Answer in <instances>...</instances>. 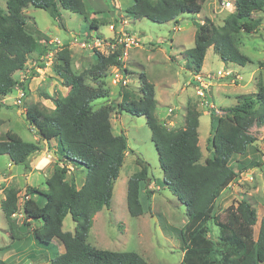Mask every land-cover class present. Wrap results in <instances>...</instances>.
Listing matches in <instances>:
<instances>
[{
  "label": "trees",
  "instance_id": "1",
  "mask_svg": "<svg viewBox=\"0 0 264 264\" xmlns=\"http://www.w3.org/2000/svg\"><path fill=\"white\" fill-rule=\"evenodd\" d=\"M202 2L134 0L125 13L134 20L178 24L184 14L201 13ZM29 7L47 11L55 21L61 20L62 11L82 16L88 13L84 0H7L6 10L0 7V101L20 84L15 75L26 69L30 57L47 54L53 48L49 46V37L42 43L29 30L24 13ZM233 7L234 12L221 27L209 20L203 24L195 22L194 47L185 52L186 68L192 74L201 72L210 48L225 63L242 67L250 63L240 51V35L259 30L263 17L257 14L264 13V0H234ZM110 26L119 32L117 24ZM90 32L86 40L88 45L91 46L95 39H104L99 34L97 19L90 23ZM91 52L96 63L80 74L73 72L68 50L63 48L58 52L55 60L60 63L54 67V72L68 88V93L53 100L46 95V99L53 101L52 110L38 104L26 107L31 121L27 123L39 129L34 130L39 137L37 142H26L10 131L4 140H0V156L7 155L11 163L24 166L26 171H30L29 157L44 148L41 140L48 148L56 142L53 147L57 162L47 180L48 191L40 192L30 187L26 191V196L36 193L45 201L39 203L29 198L21 207L24 227H30L32 221L41 223L33 229L39 242L58 241L63 245L64 252L50 264H150L136 252L100 250L88 243L95 216L112 204L115 184L128 153L127 137L113 132L111 114L115 110L119 114L126 112L145 118L159 155L163 183L187 208L188 221L181 231L183 258L180 264H264V214L259 220L256 208L245 199L230 208L224 220L216 214L217 200L238 179L230 167L232 158L247 155L258 140L256 135L264 128V86H260L257 93L237 97V104L220 117L214 108L210 109L212 157L202 163L198 131L201 112L197 107H186L182 127L168 128L157 117L155 87L147 82L144 73L140 76V94L135 95L124 88L122 102L111 107L105 78L109 68L114 66L128 73L119 59L122 51L116 49L107 56L95 48ZM42 66L43 63L40 68ZM34 77L36 72L31 70L30 77L21 83L27 97ZM88 81L94 85H89ZM100 99H106V103L96 106ZM210 99L209 96V102ZM137 162L143 168L128 179L126 195L129 213L134 218L144 213L140 189L150 180L145 163L140 159ZM71 168L86 171L85 183L80 189L74 177L67 180ZM19 193L17 188L6 186L1 202L5 219L13 231L16 226L13 216L20 210ZM68 215L75 224L73 232L63 230ZM211 226L217 228L214 237Z\"/></svg>",
  "mask_w": 264,
  "mask_h": 264
},
{
  "label": "rangeland",
  "instance_id": "2",
  "mask_svg": "<svg viewBox=\"0 0 264 264\" xmlns=\"http://www.w3.org/2000/svg\"><path fill=\"white\" fill-rule=\"evenodd\" d=\"M84 1L88 10L85 16L62 11L60 21L53 20L47 11L34 7L27 8L24 13L29 30L43 43L46 37H49L51 41H59L63 45L62 48L69 52L73 72L80 74L96 63L91 52L93 46L86 43L87 35L91 33L90 23L97 19L100 36L104 38V41L111 42L114 32L112 33L110 25H120L125 18L128 29L140 37L142 42H139L140 47L129 49L127 59L129 69L127 74L124 73L129 80L126 86L113 81V75L117 72L115 68L118 66L109 68L105 78L110 97L108 103H111L109 105L117 106L122 102L121 95L124 88L139 95L142 83L140 76L144 73L147 82L154 85L155 98L160 102L157 117L168 128L175 129L183 126L185 109L188 105H194L200 110L198 131L199 144L203 152L201 162L204 163L207 158H211L210 109H218L216 115L220 117L227 109L237 104V97L257 93L260 86L264 85V13L257 14L263 17L262 25L257 32L240 35V51L251 60L250 63L240 68L233 67L237 69L235 72L238 74L237 77L214 80L210 105H201L202 100L189 84L192 83L194 74L186 68L187 61L184 54L186 50L194 47L197 30L195 22L202 23L209 20L215 26L221 27L225 19L234 12L233 6L225 8L219 0H203L201 13L184 14L178 24L173 21L158 24L147 19L134 20L128 17L125 13L126 9L133 5L134 0ZM0 7L6 10L7 0H0ZM92 33L95 36V33ZM113 51L110 45L102 46L100 49V52L106 56ZM36 58H38L37 54L29 59L25 71L28 72L31 69L29 65ZM59 63L55 60L52 68L41 81L40 79L30 81L32 83L30 94L22 107H10L0 103V120L3 121L0 124V140H4L6 133L10 131L18 134L26 142H36L35 127L31 128L24 117L26 107L38 104L39 107L52 110L54 108L52 100L67 95L68 88L63 86L62 80L54 72V67ZM125 64L126 62H123V68L126 69ZM204 64L207 73L215 74L218 70H226V66L215 54L213 48L208 50ZM22 75L19 78L16 77L18 81ZM88 84L94 85L91 81H88ZM15 95L16 91L10 95L9 101L14 100ZM46 95H49L52 100L46 99ZM187 96L191 101L186 103ZM198 99L201 102L197 101ZM105 101L106 99H100L95 104L99 106L106 103ZM111 122L115 135L124 134L127 137L128 153L120 177L115 184L112 204L110 208H104L94 218L88 243L100 250L136 252L150 264H180L183 258L181 231L188 221V212L163 183V172L159 155L152 141L151 130L144 117H134L126 112L119 114L117 110L111 114ZM256 136L258 142L249 148L247 155H236L230 162V167L237 173L238 179L217 200L216 214L221 220H224L228 210L235 208L242 199L248 200L256 208L259 220L264 214V163L259 153V141L264 136V130ZM52 147L48 148L46 154L33 158L35 163L33 167L36 168L32 173L26 171L21 165L12 169L9 157L0 156V264H50L63 251L58 241L51 244L39 242L33 235V229L39 227L41 223L32 221L30 227H24V216L21 211L25 198L24 189L28 185L37 188L40 192L48 191L47 180L51 177L57 162L55 155L51 152ZM138 159L147 166L150 180L148 184L143 183L140 189L144 213L134 218L129 213L126 195L128 179L143 168L138 164ZM76 173L82 174L83 181L85 180V169L76 170ZM74 174L73 171L68 174L67 180L72 177L75 179ZM6 185L20 191L18 195L20 210L13 216L16 225L14 231L10 229L1 209ZM35 196L41 198V203L45 201L41 195ZM73 227L74 222L68 215L64 220L63 230L68 231ZM211 227L214 237L217 235V228ZM254 231L257 233L258 225Z\"/></svg>",
  "mask_w": 264,
  "mask_h": 264
},
{
  "label": "built area",
  "instance_id": "3",
  "mask_svg": "<svg viewBox=\"0 0 264 264\" xmlns=\"http://www.w3.org/2000/svg\"><path fill=\"white\" fill-rule=\"evenodd\" d=\"M221 5L225 8H228L232 6V3L230 0H222ZM111 29L114 30L112 26H111ZM50 45H52L53 48L49 50V52L44 58L41 59V61L44 62V65L46 67L53 66L58 52L63 49L62 48L63 45L57 40L51 41ZM105 45H110V48L112 50L121 49L122 54L119 59L122 62H125V55H126V51L128 48L140 46L139 40L123 29H120L119 32L115 33V36L113 37V40L111 42H106L104 40L95 39V41L92 44L93 49L95 48L98 51H100L102 46L105 47ZM115 69H117V72L113 75L114 83L116 84L120 83L123 86H126L129 83V80L124 75L122 68L117 67ZM237 75L238 74H236L234 71H231V70H219L217 71V73L213 75L204 74L201 72L196 73L193 75V83H194L196 94L200 99L205 100L206 105H210V102L208 101V97L210 96V92H211V88L213 86L214 80L222 79V78H229L233 76L237 77ZM25 79L27 78H24L23 80H21L20 84L16 86L17 88H16V95L14 97V100L9 101L10 96H6L2 100L3 104L17 106V107L23 106L27 96H26V91L24 89V86L21 85V83ZM259 142H260L259 153L261 154V157L263 160L262 162L264 163V136L260 138Z\"/></svg>",
  "mask_w": 264,
  "mask_h": 264
},
{
  "label": "crops",
  "instance_id": "4",
  "mask_svg": "<svg viewBox=\"0 0 264 264\" xmlns=\"http://www.w3.org/2000/svg\"><path fill=\"white\" fill-rule=\"evenodd\" d=\"M260 14H262V13H260ZM259 16H261V15H259ZM262 17V16H261ZM124 18V17H123ZM174 22V21H173ZM200 24H203V22L202 23H200ZM113 27V31H112V33L114 32V36H115V28H114V26H112ZM110 29H111V26H110ZM118 29L120 30V29H123V30H125V31H127L128 33H130L132 36H134L135 38H137L138 40H139V42H142V40H141V38L140 37H138V36H136V35H134L133 33H131V31L128 29V27H127V20H125V18H124V20L122 19V21L120 22V25H118ZM129 30V31H128ZM118 31V30H117ZM100 34V33H99ZM110 38V37H109ZM111 38H113V36H111ZM106 39H108V38H106ZM49 40V39H48ZM50 42H51V39L49 40ZM42 43H43V41H42ZM49 46H52V45H49ZM141 46V45H140ZM139 46V47H140ZM130 48H134V47H130ZM130 48H128L127 49V51H126V55H125V62H126V64H125V67H126V69L128 70L129 68H128V65H127V59H128V53H129V49ZM187 51V50H186ZM185 51V52H186ZM208 53V52H207ZM36 54H34L33 56H35ZM38 55V54H37ZM47 54H42V55H38V58H36V60H34L32 63H31V65H29V67L31 68L30 70H28V72L30 73L31 72V70H33V71H35L36 72V77H34L33 79H32V81H35V80H37V79H40V81L43 79V77H44V75L52 68V66L51 67H46L45 65L44 66H42V68H40V65H41V63H43L44 64V62L43 61H41V59L42 58H44L45 56H46ZM207 55V54H206ZM33 56H31L30 58H32ZM184 56H185V54H184ZM206 58V57H205ZM251 61V60H250ZM223 62V61H222ZM34 63V64H33ZM204 63H205V60H204ZM224 63V65L226 66V70H231V71H234V72H236L237 71V69H235V68H233L234 66H238L239 68H240V66L239 65H237V64H234V63H225V62H223ZM33 64V65H32ZM27 66H28V64H27ZM227 67H232V68H227ZM26 69H27V67H26ZM25 71V70H24ZM21 71V72H18L16 75H15V78L17 77V78H19V77H21V75H22V78L18 81V82H20L21 80H23L24 78H29L30 77V74H28V72L27 71ZM219 71V70H218ZM201 73H204V74H211V75H213L214 73H207L206 72V70H205V64H203V68H202V70H201ZM238 73V72H237ZM192 74V73H191ZM16 78V79H17ZM147 79V78H146ZM218 80V79H217ZM31 83V82H30ZM191 86H193V88H194V83H193V76H192V83H189ZM18 85V84H17ZM31 85H32V83L31 84H29V89L31 90ZM264 86V85H263ZM17 88V87H16ZM16 88H15V90L13 91V92H15L16 91ZM195 89V88H194ZM68 91V90H67ZM13 92L12 93H10V94H8L7 96H10V95H12L13 94ZM196 92V91H195ZM210 94H211V92H210ZM190 97V96H189ZM187 98H188V96H187ZM189 99V98H188ZM187 99V101H186V103L187 102H190L191 100L189 99L188 100ZM202 100V99H201ZM211 100V99H210ZM197 101H200L199 99L197 100ZM197 101H195V102H197ZM158 102V101H157ZM201 102V101H200ZM0 103H2V100L0 101ZM158 103H160V102H158ZM3 104V103H2ZM201 105H205V100H202V102L200 103ZM5 105V104H4ZM8 106V105H7ZM10 107H12V105H9ZM215 110H216V112L217 111H219L218 109H216L215 108ZM200 111V110H199ZM168 115V114H167ZM167 117V116H166ZM1 123H3V121L2 120H0V124ZM184 125V124H183ZM32 128V127H31ZM264 130V128L260 131V132H262ZM38 139H39V137L35 134L34 135V140L37 142L38 141ZM56 145V143L55 142H53V146H55ZM50 146H52V145H50ZM45 148L43 149V150H41L40 152H37L35 155H33V156H30L29 157V166H30V168H32L31 170H30V173H32V171L33 170H35V166L33 167V165L35 164L34 162H33V158L35 157V156H42V155H44V154H46L47 152H48V147H47V145H46V143H45V146H44ZM54 151H55V149H54V147L53 148H51V152L53 153V155H54ZM9 160H10V158H9ZM10 163H11V160H10ZM16 167V165H13V163H11V168L13 169V168H15ZM72 169V168H71ZM72 171H73V173L75 172V174H74V176H75V180H76V185H77V188L78 189H80L82 186H83V184L85 183V180L83 181V175L82 174H78V173H76V171L75 170H71V172L70 173H72ZM53 172V171H52ZM69 173V174H70ZM30 175V174H29ZM71 178V177H70ZM86 178V177H85ZM70 180V179H69ZM7 186V185H6ZM28 187H30V188H33V189H37V188H35V187H31L30 185H28L25 189H24V194H25V196H26V191H27V188ZM38 190V189H37ZM36 195V193L33 195V196H31V195H27L25 198H24V200H28L29 198H32V199H34V200H36L37 202H39V203H41L42 202V200H41V198L39 197V196H35ZM96 217V216H95ZM67 218V217H66ZM65 218V219H66ZM32 223V222H31ZM63 229H64V227H63ZM74 229H75V224H74V227H73V229H71V230H68V231H71V232H73L74 231ZM65 231V230H64ZM56 243V242H55ZM62 248H63V251H61V254L64 252V247H63V245H62ZM182 255H183V252H182Z\"/></svg>",
  "mask_w": 264,
  "mask_h": 264
},
{
  "label": "water",
  "instance_id": "5",
  "mask_svg": "<svg viewBox=\"0 0 264 264\" xmlns=\"http://www.w3.org/2000/svg\"><path fill=\"white\" fill-rule=\"evenodd\" d=\"M24 117H25V119L27 120L28 123L31 122V121L29 120L28 115H27L26 113L24 114ZM33 127H35V126H33ZM35 129H36V131H39L38 128L35 127ZM41 143L44 145V141H43V140H41ZM13 165H15V164H13Z\"/></svg>",
  "mask_w": 264,
  "mask_h": 264
},
{
  "label": "clouds",
  "instance_id": "6",
  "mask_svg": "<svg viewBox=\"0 0 264 264\" xmlns=\"http://www.w3.org/2000/svg\"><path fill=\"white\" fill-rule=\"evenodd\" d=\"M230 1H231V3H232V6H233L234 0H230ZM221 2H222V0H221ZM232 6H231V7H232ZM228 8H229V7H228ZM30 73H31V72H30ZM30 73H29V74H30ZM26 98H27V97H26ZM2 100H3V99H2ZM15 107H17V106H15Z\"/></svg>",
  "mask_w": 264,
  "mask_h": 264
}]
</instances>
